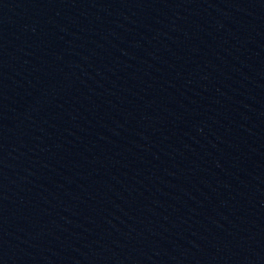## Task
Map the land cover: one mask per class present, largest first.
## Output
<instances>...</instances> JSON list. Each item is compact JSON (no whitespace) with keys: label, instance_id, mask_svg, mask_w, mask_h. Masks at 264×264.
I'll use <instances>...</instances> for the list:
<instances>
[{"label":"water","instance_id":"95a60500","mask_svg":"<svg viewBox=\"0 0 264 264\" xmlns=\"http://www.w3.org/2000/svg\"><path fill=\"white\" fill-rule=\"evenodd\" d=\"M0 264H264V0H0Z\"/></svg>","mask_w":264,"mask_h":264}]
</instances>
